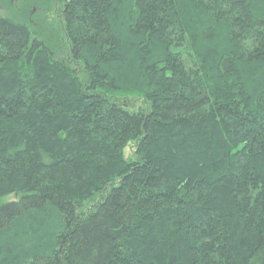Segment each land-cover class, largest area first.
I'll use <instances>...</instances> for the list:
<instances>
[{
	"label": "trees",
	"instance_id": "obj_1",
	"mask_svg": "<svg viewBox=\"0 0 264 264\" xmlns=\"http://www.w3.org/2000/svg\"><path fill=\"white\" fill-rule=\"evenodd\" d=\"M35 5L0 12V264H264V0Z\"/></svg>",
	"mask_w": 264,
	"mask_h": 264
},
{
	"label": "rangeland",
	"instance_id": "obj_2",
	"mask_svg": "<svg viewBox=\"0 0 264 264\" xmlns=\"http://www.w3.org/2000/svg\"><path fill=\"white\" fill-rule=\"evenodd\" d=\"M29 2L30 0H0V12L7 13L13 16H15L16 14L19 16L20 15H24L25 17L28 16L32 24L34 25L36 24V26H38L45 33L48 30L50 31L49 24L54 22V20H52L53 17H51L52 13L47 14L46 10L44 11L45 9L44 6L43 9L37 5L31 8L30 12L28 13L29 9H27V5L29 4ZM47 16H48V20H47ZM47 26H49V29L47 28ZM138 100L140 101L141 99L138 98L137 100H135V104L139 102ZM132 149H133V145H129L126 148V152L129 153ZM16 196L17 194H11L5 197V199L15 198Z\"/></svg>",
	"mask_w": 264,
	"mask_h": 264
}]
</instances>
